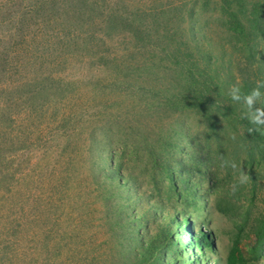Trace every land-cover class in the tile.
Segmentation results:
<instances>
[{"label": "rangeland", "instance_id": "rangeland-1", "mask_svg": "<svg viewBox=\"0 0 264 264\" xmlns=\"http://www.w3.org/2000/svg\"><path fill=\"white\" fill-rule=\"evenodd\" d=\"M41 1L0 0V259L72 264L94 250L99 257L91 264H131L148 235L171 231L174 240L157 264H224L243 225L240 212L250 210L252 218L263 213L264 162L247 160L241 129H234L232 141L222 148L214 141L218 133L188 111L191 117L184 123L196 132L197 149L207 156L205 174L217 161L221 182L212 186L203 174L194 179L189 195L188 144L176 158L170 145L156 140L165 133L148 121L156 109L145 107L153 74L140 66L139 54L124 55L131 42L108 44L120 51L118 62L98 64L88 52L60 54L55 42L61 26H45L46 15L33 17ZM215 26L216 44L204 47L214 54L218 80L230 87L234 79L244 84L242 79L256 72L247 63L264 64V40L255 56ZM96 127L109 129L111 140L105 143L99 136L100 142H93ZM209 133L213 138L205 139ZM116 151L123 163L119 174L111 155ZM228 186L236 189V205L242 208L223 213L217 206L234 191ZM252 187L256 195L250 197ZM249 227L241 249L248 264H264Z\"/></svg>", "mask_w": 264, "mask_h": 264}, {"label": "trees", "instance_id": "trees-1", "mask_svg": "<svg viewBox=\"0 0 264 264\" xmlns=\"http://www.w3.org/2000/svg\"><path fill=\"white\" fill-rule=\"evenodd\" d=\"M41 16H45V26H61L59 32H56L55 42L60 54L64 50L88 52L95 56V63L118 62L122 60L120 51L116 52L108 44L121 40L131 42V47L125 48L124 55L134 58L139 54L140 66L153 74L145 93L150 98L144 105L147 109H156L153 110L156 113L147 116L148 121L165 133L164 139L158 137L156 140H163L166 145H170L175 150L176 158L182 154L183 143L188 144L191 157L189 160L188 155L184 158L190 177L185 186L188 194L195 186L192 183L194 179L205 174L202 163L207 160V156L197 149L200 142L195 136L196 132L188 122L184 123V119L189 120L191 114L201 115L210 130L218 133L214 141L221 144L222 148H227L225 143L227 145L232 141V131L241 129V140L250 158L247 160L253 162L259 159L264 162V126L251 124L245 115L247 108H240L239 103L231 100L230 85L225 80H218V69H214V54L204 47V44L210 47L216 44V24L229 33L232 39L236 38L242 49L249 48L257 56V50L264 40V0H44L36 6L33 15L35 19ZM247 65L256 72L245 76L242 79L246 81L244 84L235 79L231 81L239 84L242 93L255 87L257 81H264V64L256 66L250 61ZM258 103H254L253 107L264 108V104L258 106ZM238 108L241 110L238 111ZM218 125H221L220 132ZM108 130L97 127L92 129L90 135L93 142H100L99 136L104 138L102 140L105 143L109 142L111 136ZM204 138L210 140L213 136L209 133ZM111 155L117 158L115 174H119L123 171V163L120 161L122 157L118 151ZM226 156L227 152L224 158ZM217 164L214 161L213 168L203 175L212 186L220 182L216 178ZM227 190L234 189L228 186ZM237 194L236 189L233 192L227 191L223 202L219 207L215 206L223 213L238 211L242 207L236 205ZM248 195L255 196L256 188L249 189ZM203 200L207 202L205 196ZM194 204L199 210V198L195 199ZM240 214L243 225H239L237 239L225 256L224 264H248L240 240L249 224L256 238V252L259 256L264 253V208L261 216L254 218L250 210ZM190 220L186 218L184 221L190 225ZM170 232L148 235L151 238L143 240L142 249L137 250L131 264H157L174 240L169 237ZM201 235L207 239V245L211 246L207 233ZM134 236L137 238V230ZM86 251V259L81 255L71 263L91 264L92 260L99 257L92 255L94 250ZM0 262L11 264L9 260L0 259ZM95 263L98 264V261ZM123 263L128 264L126 261Z\"/></svg>", "mask_w": 264, "mask_h": 264}, {"label": "clouds", "instance_id": "clouds-1", "mask_svg": "<svg viewBox=\"0 0 264 264\" xmlns=\"http://www.w3.org/2000/svg\"><path fill=\"white\" fill-rule=\"evenodd\" d=\"M264 81H257L256 86L247 93H242L239 84H234L229 89V95L234 102H240L247 108L245 113L249 122L255 126H264V108L253 107L264 98Z\"/></svg>", "mask_w": 264, "mask_h": 264}]
</instances>
